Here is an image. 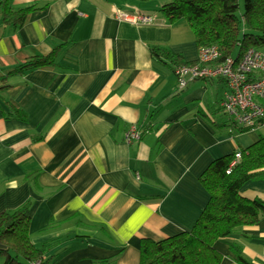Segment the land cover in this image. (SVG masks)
Returning a JSON list of instances; mask_svg holds the SVG:
<instances>
[{
    "label": "crops",
    "instance_id": "0c3cea01",
    "mask_svg": "<svg viewBox=\"0 0 264 264\" xmlns=\"http://www.w3.org/2000/svg\"><path fill=\"white\" fill-rule=\"evenodd\" d=\"M168 1L10 0L34 6L21 26L0 14V212L30 202L32 242L51 264H139L143 238L194 226L210 197L206 167L264 136V121L230 126L225 79L180 89L173 66L153 55L162 46L198 58L187 21L161 15ZM135 8L164 25L116 16ZM55 49L54 64L15 71ZM133 125L142 136L128 143ZM240 193L264 200V178ZM232 243L264 264V216L216 241L220 264H240Z\"/></svg>",
    "mask_w": 264,
    "mask_h": 264
},
{
    "label": "trees",
    "instance_id": "16d2710c",
    "mask_svg": "<svg viewBox=\"0 0 264 264\" xmlns=\"http://www.w3.org/2000/svg\"><path fill=\"white\" fill-rule=\"evenodd\" d=\"M33 9V5L14 9L10 0H0L1 18L13 26L23 25ZM160 13L171 23L186 20L199 49L217 45L222 53L220 61L231 56L239 60L248 48L262 51L264 46V0H244L243 11L240 0H170L161 6ZM56 50L28 58L15 71L22 74L54 64ZM152 53L174 69L197 62L186 61L182 54L162 46L152 47ZM14 111L19 112L16 108ZM230 120V126H239L240 132L249 130ZM238 151L239 158L237 151L216 158L201 174L200 181L210 197L194 226L160 240L143 238L139 264H220L222 254L215 247L216 241L259 222L264 216V200L243 196L240 189L249 180L264 178V136ZM30 207L28 202L0 212V255L4 264H51L45 258L47 248L32 242ZM231 246L240 264H252L233 243Z\"/></svg>",
    "mask_w": 264,
    "mask_h": 264
},
{
    "label": "built area",
    "instance_id": "2783aa9c",
    "mask_svg": "<svg viewBox=\"0 0 264 264\" xmlns=\"http://www.w3.org/2000/svg\"><path fill=\"white\" fill-rule=\"evenodd\" d=\"M119 19L149 25H164V21L156 15L142 13L138 8L118 10ZM222 53L217 45L199 49L196 63L176 66L178 87L185 88L189 82L197 79L221 77L227 81L228 91L222 106L231 118L243 127L253 129L264 121V52L254 47L248 48L239 60L231 56L220 61ZM142 130L131 126L125 135L128 143L137 141ZM241 156L236 153V159Z\"/></svg>",
    "mask_w": 264,
    "mask_h": 264
},
{
    "label": "rangeland",
    "instance_id": "374dc122",
    "mask_svg": "<svg viewBox=\"0 0 264 264\" xmlns=\"http://www.w3.org/2000/svg\"><path fill=\"white\" fill-rule=\"evenodd\" d=\"M240 8H241V11H243V9H244V0H240ZM220 116H221V118H226L227 115L225 116V114H221Z\"/></svg>",
    "mask_w": 264,
    "mask_h": 264
}]
</instances>
